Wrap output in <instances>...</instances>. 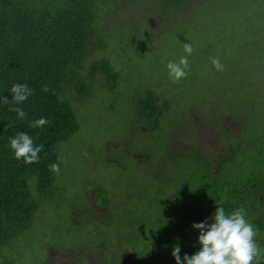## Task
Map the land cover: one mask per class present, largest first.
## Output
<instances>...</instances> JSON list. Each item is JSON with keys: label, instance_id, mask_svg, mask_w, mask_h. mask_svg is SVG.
<instances>
[{"label": "trees", "instance_id": "trees-1", "mask_svg": "<svg viewBox=\"0 0 264 264\" xmlns=\"http://www.w3.org/2000/svg\"><path fill=\"white\" fill-rule=\"evenodd\" d=\"M197 1L0 0V96L10 99L8 90L13 83H25L32 89L28 99L19 105L13 104L11 100L0 103V264H10V261L15 264V258H5L1 254L6 253L8 247L14 248L15 237L34 224L33 214L41 208V198L50 196L59 176L65 174V166L60 174H54L49 170V165L58 163L61 170L64 156L68 157L67 150L64 155L63 144L80 126L76 105H90V100L95 99L99 101L93 104L103 103L98 104V108L100 114L104 111L105 118L110 119L116 113V107L108 99H100L102 90L93 92L96 77L103 76L107 92L113 93L122 78V70L116 69L114 65L125 56L120 57L117 53L119 50L125 52L124 42L139 46V38L145 36V50L154 36L150 33L155 31V37L161 34L157 32V23H165L172 12L180 8L191 12L192 5ZM214 1L209 0L210 4ZM216 1L214 6L225 4L227 0ZM206 2L204 4L201 0L199 5H207ZM133 12L141 16L138 29L127 28L129 23L126 17L129 13L132 16ZM110 14L116 15L111 17ZM176 22V26L191 32L190 36L184 35V41L190 42L192 47L201 45V42L192 38L193 33L200 29V23L194 24L191 31L192 22L188 18L181 17ZM257 25L255 31L264 40V25L260 20ZM129 32L133 37H126ZM135 34H139V38ZM145 34L152 35L151 39ZM115 37L118 43L110 41ZM258 41L263 46V42ZM225 52L231 54L228 49ZM251 56L262 61L259 68L264 71V54ZM220 62L226 65L225 60ZM234 63L238 62L233 61L230 65ZM230 65L222 68L221 73L225 74ZM126 83L129 85L128 80ZM221 84L216 85L215 95L220 96L223 91L227 95L236 93V90L232 92L233 88L225 89L223 84V90L219 91ZM45 86L48 88L46 92L43 91ZM245 100V104L236 103L234 106L239 108V112L234 115L240 113V117L234 118L232 115L235 127L240 122L244 126L239 132L233 126H223L227 121L223 113L226 98L225 104L218 103L215 97L198 104L193 102L191 105L189 102L192 108L198 107L204 117L207 111L210 113L209 107L212 109L214 115L207 118L211 120L207 133L210 128H214L211 130L220 146V152L216 155L201 150L197 136H206L207 133L200 132L198 121L201 118L197 117L196 121L195 116H183L176 123L168 144L164 136L162 139L165 144L156 142L159 150L152 159L148 148L138 150L133 147L131 141L139 139L137 136L143 133L131 131L132 118H141L154 127L168 112L160 106L151 88L138 98L133 116L126 122L128 137L119 138L117 142L104 139L98 142L103 155L97 156L88 166L98 169L97 159L102 158L114 171L113 181L120 186L119 189L113 184L109 191L97 187L96 194H102L100 203L106 207L109 217L105 219L98 216V219L99 223L110 228L116 225L114 237L118 244L123 245L121 239H125L128 242L126 245L130 243L131 247L137 240L160 243L161 246L165 243L167 248L179 245L181 257L184 253L191 255L198 248V230L192 228V224L206 217L210 222V214L220 205L226 211L244 207L247 218L256 228L257 244L264 249V113H258L256 105L252 102L248 105ZM15 107L25 111L23 120L18 119L12 110ZM39 117H46L49 123L42 128L31 127L30 122ZM186 128L194 129L191 137H194L195 142L191 140L190 148L187 143L180 142V131ZM21 131L32 136L34 143L43 146L38 162L26 164L13 158L7 138ZM187 137L190 138L189 135ZM127 143L132 146L126 147ZM72 148L75 152L76 148ZM91 153L96 154L93 148ZM135 154L138 161L145 158L144 162H136ZM119 155L122 158L127 156L130 162L124 161ZM75 162L76 156L70 164L78 168ZM126 172L129 181L122 179ZM240 175L248 176L243 184L238 180ZM71 177H74V171L66 174V184H70ZM116 191L121 194L118 195ZM260 198L263 199V211ZM73 200L68 198L65 205L68 208L75 207ZM81 201L83 209L91 211L83 197ZM134 210L138 214H133ZM71 211L75 209L69 210V221L73 216ZM76 217L77 227L80 222L79 216ZM110 234L108 229L104 232L97 229L96 234L89 233L94 238L92 252L107 248L111 244ZM81 244L77 240L68 244V247L62 248L58 243L52 247L77 260L86 258L85 253L79 250ZM46 260L44 258L39 264H46ZM161 264H175V260L171 255L170 258H163ZM259 264H264V253Z\"/></svg>", "mask_w": 264, "mask_h": 264}, {"label": "rangeland", "instance_id": "rangeland-1", "mask_svg": "<svg viewBox=\"0 0 264 264\" xmlns=\"http://www.w3.org/2000/svg\"><path fill=\"white\" fill-rule=\"evenodd\" d=\"M200 1L198 0L192 5L191 12H186L180 8L172 12L171 17L165 23H157V32H161V34L159 37H155V31L154 33L151 32L150 34H154L152 39V35L145 34L151 39L150 46L145 50V36L139 38V34H135L140 39L139 46L127 41L124 42L125 52L119 50L117 53L119 56H125H120L122 59H119L114 65L116 69L122 70V78L113 93L107 92L108 87L102 81L103 76L96 77L92 86L93 92L102 90L100 99H103L102 101L108 99L116 107V113L110 119L105 118L104 111L102 110L100 114L98 108V104L103 103L93 104V102L99 101L95 99L90 100L92 103L90 105H76L80 126L78 131L63 144L64 155L67 150L68 157L64 156L59 174L63 171L64 166L65 174L59 176L57 185L52 189V194L41 198V208H38L33 214L36 223L34 222L31 227L19 233L15 237L14 248L8 247L6 253L1 255L9 259L15 258V264H39L44 258L47 259L46 264H161L163 258L171 257L173 247L167 248L165 243L161 246L160 243L151 244L137 240L131 247L130 243L127 246L128 242L121 239L123 245H120L114 237L116 236L114 235L116 225L110 228L99 223L98 216L105 219H109V217L106 207L100 203L102 194H96L97 187L109 191L113 188V184L119 189L120 186L113 181L114 171L103 162L102 158L97 159L98 169H94L88 164L93 163L97 156L103 155V149L101 151L100 148L101 144L100 147L98 144L99 141L104 139L103 141L117 142L119 138L128 137L129 130L126 122L133 116L138 98L145 95L150 88L160 106L168 112L157 124H154V127L141 118H132L131 131L142 132L143 134L137 136L140 137L139 139H133L131 144L138 150L148 148L151 159L154 157V153L159 150L156 142L160 144L167 142L168 144L172 137V131L176 128V123L182 120L183 116H195L196 121L197 117H200L201 119L198 121L200 132L207 133L211 124V120L208 121L207 118L213 117L214 113H211L212 109L209 107L210 113L207 111L206 117H204L198 111V107H191L193 102L198 104L205 99L215 97L218 103L224 102L225 104L226 98L223 113L224 119L227 121L223 126H233L238 132L239 129H244V126L241 122L237 125L239 128L234 125L232 115L234 118H239L241 115L240 113L234 115L235 112H239V108L234 107L236 103H244L246 99L248 105H251V102L256 105L258 113H264V85L262 84L264 71L259 68L262 61L251 56L264 54V40L255 31L258 20L264 25V0H227L225 4L216 6L213 5L216 0L213 4H210L209 0V3L204 0L207 5L202 6L199 5ZM204 1L202 0V3L205 4ZM194 7L196 10L192 11L195 9ZM113 15L116 14H110L111 17H114ZM181 17H186L189 22H192L191 31H193L194 24H201L198 32H194L192 37L201 42V45L193 46V52L188 56V75L178 81H173L169 77L165 65L169 60L178 61L181 56L186 55L183 45L190 43L184 41L186 40L184 35H191L190 30L186 32L180 26H176V21ZM140 19L141 16L138 12H133L132 16L129 13L126 17V21L129 23L127 28L138 29ZM130 35L129 32L126 37H133ZM116 39L115 37L110 41L116 42ZM258 40L263 42V46L258 44ZM225 49H228L231 54L226 53ZM212 57H216L220 61L225 60L226 65L223 66V69L233 61L238 63L230 65L229 70L223 74L213 67ZM234 70L236 71L233 72ZM84 73L87 74L86 71ZM126 80L129 81V85L124 84ZM218 83H222L225 89L233 88L232 92L236 90V93L227 95V92L223 91L222 95H215L214 92ZM222 84L220 85L221 88L218 89L219 91L223 90ZM251 111L259 115L255 110L252 109ZM211 129L214 130V128ZM191 133H194V129L186 128L180 131V142L187 143L189 148L191 140L195 142ZM188 135L190 138L187 137ZM163 136L166 138V142L162 139ZM204 136H197L201 150L205 153L218 154L220 152V147L216 143L218 138L210 133ZM235 136L237 135L235 134ZM131 144L127 143L126 147L130 148ZM72 147L76 148L75 152ZM92 148L96 153L95 155L91 153ZM75 156L74 165L79 166L78 168L70 164ZM136 156L137 154L134 155L136 162H144L145 158L138 161ZM119 157L130 162L127 156L122 158L119 155ZM70 171H74V177L70 178V184H66L65 176ZM247 178L248 176L240 175L238 180L243 184ZM122 179L129 181L128 172L124 173ZM116 192L118 195L121 194ZM81 197L85 199L91 211L83 209ZM68 198L74 199L75 207L68 208L65 205ZM260 201L263 211V199L260 198ZM129 203L134 204L131 201ZM70 209H75V211H71L75 216L71 217V221L68 218ZM133 214H138V212L134 210ZM76 216H79L80 222L77 227L75 226ZM97 229L101 232L108 229L112 237L110 238L111 244L107 248L97 249L94 253L92 252L94 238L88 234H96ZM75 230L78 232L76 233ZM77 240L82 242V247H79V250L85 253L86 258L75 260V258H70L69 255L62 254L52 247L57 243L62 248L68 247V244ZM82 260L85 262L81 263ZM13 263L10 261V264Z\"/></svg>", "mask_w": 264, "mask_h": 264}, {"label": "clouds", "instance_id": "clouds-1", "mask_svg": "<svg viewBox=\"0 0 264 264\" xmlns=\"http://www.w3.org/2000/svg\"><path fill=\"white\" fill-rule=\"evenodd\" d=\"M184 52L178 61L169 60L165 67L169 77L173 81H178L188 75V56L193 52L190 43H184ZM213 67L221 70L223 65L216 57L211 58ZM11 98L0 96V103L19 105L26 101L32 94V89L25 83H13L8 90ZM43 91H48L45 86ZM18 119L23 120L25 111L23 108L12 109ZM49 123L46 117H39L30 122L34 128H42ZM8 147L16 160H22L26 164L36 163L39 160V153L42 145L34 143V139L27 132H17L7 138ZM49 170L54 174H59L58 163L49 165ZM217 205V204H216ZM192 228L197 229L196 244L198 248L189 255H180V247H173L171 255L175 264H259L264 249H261L255 239L256 228L247 218L244 207H237L231 211H226L223 206L217 205L209 218L194 222Z\"/></svg>", "mask_w": 264, "mask_h": 264}, {"label": "flooded vegetation", "instance_id": "flooded-vegetation-1", "mask_svg": "<svg viewBox=\"0 0 264 264\" xmlns=\"http://www.w3.org/2000/svg\"><path fill=\"white\" fill-rule=\"evenodd\" d=\"M208 133H210V134H213V132H212V130H209V132ZM217 146H219L218 144H217ZM220 147V146H219Z\"/></svg>", "mask_w": 264, "mask_h": 264}]
</instances>
